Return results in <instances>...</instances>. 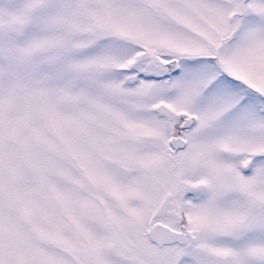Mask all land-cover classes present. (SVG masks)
<instances>
[{"label":"snow or ice","instance_id":"snow-or-ice-1","mask_svg":"<svg viewBox=\"0 0 264 264\" xmlns=\"http://www.w3.org/2000/svg\"><path fill=\"white\" fill-rule=\"evenodd\" d=\"M0 264H264V0H0Z\"/></svg>","mask_w":264,"mask_h":264}]
</instances>
